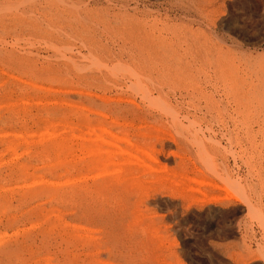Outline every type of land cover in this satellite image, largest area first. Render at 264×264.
I'll return each instance as SVG.
<instances>
[{"label": "rangeland", "instance_id": "374dc122", "mask_svg": "<svg viewBox=\"0 0 264 264\" xmlns=\"http://www.w3.org/2000/svg\"><path fill=\"white\" fill-rule=\"evenodd\" d=\"M0 264H264V0H0Z\"/></svg>", "mask_w": 264, "mask_h": 264}, {"label": "bare ground", "instance_id": "6f19581e", "mask_svg": "<svg viewBox=\"0 0 264 264\" xmlns=\"http://www.w3.org/2000/svg\"><path fill=\"white\" fill-rule=\"evenodd\" d=\"M15 42V41H14ZM67 60V59H66Z\"/></svg>", "mask_w": 264, "mask_h": 264}]
</instances>
